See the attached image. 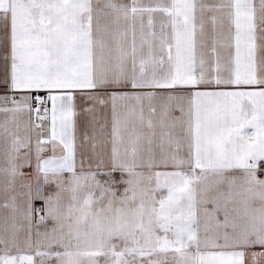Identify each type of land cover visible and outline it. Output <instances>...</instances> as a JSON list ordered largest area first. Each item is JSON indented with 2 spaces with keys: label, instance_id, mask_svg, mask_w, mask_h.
<instances>
[{
  "label": "snow or ice",
  "instance_id": "obj_1",
  "mask_svg": "<svg viewBox=\"0 0 264 264\" xmlns=\"http://www.w3.org/2000/svg\"><path fill=\"white\" fill-rule=\"evenodd\" d=\"M0 264H264V0H0Z\"/></svg>",
  "mask_w": 264,
  "mask_h": 264
}]
</instances>
